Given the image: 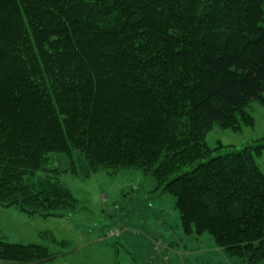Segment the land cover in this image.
I'll list each match as a JSON object with an SVG mask.
<instances>
[{
	"label": "trees",
	"instance_id": "16d2710c",
	"mask_svg": "<svg viewBox=\"0 0 264 264\" xmlns=\"http://www.w3.org/2000/svg\"><path fill=\"white\" fill-rule=\"evenodd\" d=\"M255 100L264 0H0V205L67 218L78 201L59 182L76 160L139 170L173 196L184 236L264 262V139L217 154L205 141L251 125ZM4 238L0 264L55 258Z\"/></svg>",
	"mask_w": 264,
	"mask_h": 264
},
{
	"label": "rangeland",
	"instance_id": "374dc122",
	"mask_svg": "<svg viewBox=\"0 0 264 264\" xmlns=\"http://www.w3.org/2000/svg\"><path fill=\"white\" fill-rule=\"evenodd\" d=\"M246 110L253 119L251 125L233 130L215 124L208 132V146H220L214 154L264 139V102L255 100ZM256 161L264 173V152ZM76 162V174L70 170L59 182L78 201L70 216H29L14 206L0 205V227L6 241L46 246L55 255L52 264L66 260L77 264H207V254L221 252L206 233L183 235L173 196L156 191L151 174L123 169L87 175ZM136 243L139 258L134 262L131 253L134 247L138 252ZM116 250L121 252L115 254ZM222 254V259L209 264H244Z\"/></svg>",
	"mask_w": 264,
	"mask_h": 264
},
{
	"label": "crops",
	"instance_id": "0c3cea01",
	"mask_svg": "<svg viewBox=\"0 0 264 264\" xmlns=\"http://www.w3.org/2000/svg\"><path fill=\"white\" fill-rule=\"evenodd\" d=\"M0 231H1L0 235H3L1 227H0ZM138 242H139V239H138ZM136 245H137L136 249H138V252H135V247H134L133 252L131 253L134 262L136 261V258H139V243H136ZM104 249L106 250V252H108V251L110 252V248H104ZM121 250H123V249L121 248ZM121 250H116L115 254L121 252ZM215 251H217V250H215ZM222 253L223 252L221 251L220 253L211 252V253L207 254L206 255V259L208 260L207 264H209L210 261H213L214 259H217V260L222 259L223 258ZM60 264H77V262L74 260H66L64 262H60Z\"/></svg>",
	"mask_w": 264,
	"mask_h": 264
}]
</instances>
